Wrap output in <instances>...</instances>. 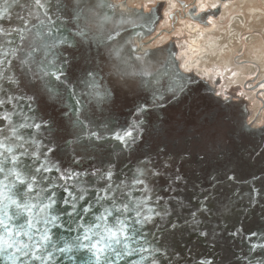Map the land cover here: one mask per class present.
<instances>
[{"label": "water", "instance_id": "95a60500", "mask_svg": "<svg viewBox=\"0 0 264 264\" xmlns=\"http://www.w3.org/2000/svg\"><path fill=\"white\" fill-rule=\"evenodd\" d=\"M87 1L95 2L109 15L120 12V5L115 7L111 0H84V4ZM226 1L232 0H220L214 10L193 19L208 25L206 19L210 16L218 18ZM43 2L44 9L15 7L11 19L0 20V27L8 30L25 26L16 19L17 14L30 21L27 25L30 31L25 33L23 43L15 33L11 37L17 43L10 47L18 46L19 50L16 58H11V65L4 66V78H0V100L4 101L0 105V117L10 116L16 125H40L38 129H19L24 139L13 143L24 146L14 147V154L20 156L24 165L42 168L36 174L37 178L47 177L40 186L54 194L56 204L52 212L59 216L53 224L38 226L51 230L55 245L48 249L51 258L48 252H43L38 253L43 255V260H34L29 255L17 264H79V258L85 254L83 250L62 255L57 248L64 246V240L70 242L82 235L83 230L77 229V224L83 222L84 208L92 205L95 211L99 206L96 203L98 196H119L121 191L130 192L132 199L146 201L138 217L142 223L134 225L139 229L136 243L131 244L133 248L146 250L114 264H132V261L135 264H264V126L254 130L246 122L221 112L219 108L226 104L221 105L208 90L191 96L195 94L192 88L200 83L193 82V75L182 72L172 42L155 50H143L141 55L136 54L139 46L135 43L126 49L121 59L131 53L129 58L136 61L135 65H140L137 75L147 79L145 88L149 90L154 89L156 83L150 73L155 68L146 71L142 63L147 67L160 61L157 78L159 85L167 91L164 94L168 99L164 103L168 108L166 114L151 110L152 96L148 93L146 97L138 94L136 107L122 111L119 123L111 121L106 129L79 121L82 117L88 118L87 100L81 107L73 104L66 81L75 83L76 75L71 66L57 63L62 60V53L58 50L57 54L53 45L56 42L74 44L76 39L83 37L76 30L72 31L69 20L77 24L79 30H84L85 37H88L85 30L89 27L86 22L80 23V0ZM161 5L159 3L158 8L146 14L138 9L122 11L121 18L131 15L143 18L132 29L134 36L137 32L139 41L155 31L161 18L158 14ZM30 11L38 15L44 25L29 15ZM45 11L51 22L44 16ZM61 15L64 18L61 17L59 22ZM125 18L123 23L128 24ZM4 39L0 37V42ZM23 60L28 63H22ZM146 60L154 62L145 63ZM49 61L61 69V80L55 76H42L37 71L41 63ZM29 71L35 76L32 81ZM203 84L208 87L207 83ZM73 87L76 88V83L70 86ZM104 104L105 100L94 102L97 115L103 114ZM156 114L159 117L151 119L150 116ZM166 118L172 124L167 140L162 137L160 145L149 149V139L163 135L158 129V119L164 121ZM0 127L7 129L8 122L0 120ZM127 132L132 136H126ZM4 135H10V132L0 133V139ZM202 136L207 137V141L205 152L200 155L202 166L196 169L194 161L181 150L188 148L186 151H190V141L199 142ZM133 151L135 154L131 157L123 156ZM22 152L27 154L21 156ZM137 176L144 181L142 185L133 183ZM109 185L111 190L106 191ZM197 189L204 194L196 193ZM215 195L218 199H213ZM122 199L127 202L128 198ZM145 216L148 219L145 220ZM132 217L135 213L130 214V219ZM61 236L64 240L59 239ZM68 256L73 259L69 260ZM0 264L10 262L0 259ZM100 264H104L103 257Z\"/></svg>", "mask_w": 264, "mask_h": 264}, {"label": "snow or ice", "instance_id": "6c2138e0", "mask_svg": "<svg viewBox=\"0 0 264 264\" xmlns=\"http://www.w3.org/2000/svg\"><path fill=\"white\" fill-rule=\"evenodd\" d=\"M15 7H28L38 11L45 8V3L43 0H0V20L11 19ZM43 14L51 22L48 13L45 11ZM29 15L44 25V21L34 12L30 11ZM16 19L24 22L25 26L11 30L0 27V37L5 38L3 42H0V78H4V66L11 65V58H16L19 50L18 46L10 47L17 43L11 39L13 33L18 37L19 42L23 43L26 40L25 33L30 31L27 27L30 21L19 14L16 15ZM78 34L85 35V32L81 30ZM37 35L39 36L40 33L37 32ZM21 62L27 64L28 60ZM37 71L42 76H55L57 80L62 75L61 69L51 61L47 64L42 63ZM7 79L11 80V77ZM3 103L4 101L0 100V105ZM0 120L8 122L7 129L0 127V133L10 132V135H4L0 139V177H2L0 178V259L10 264H17L22 257L29 255L34 260H43V255L38 254L43 252H48L51 258V252L48 249L50 246L55 247L50 235L51 230L47 227L41 229L38 226L53 224L59 219V216L52 212L56 200L53 198V193L48 192L46 187L40 186L42 181L47 180V177L43 176L37 178L36 174L40 173L42 168L24 165L20 156L14 154V147L23 148L24 145L13 143V141L19 142L24 139L19 134V129L30 127L38 129L40 125L27 123L16 125L12 123L10 116L0 117ZM125 135L131 137L132 133L127 132ZM117 138L122 139L119 136ZM26 154L22 152L20 155ZM133 183L142 185L144 181L137 176L133 179ZM110 190L111 185L106 191ZM122 197H127V202ZM80 198L83 199V197ZM96 203L99 206L95 211L92 205L83 209L81 216L83 222L77 224V229L83 230L81 236H76L70 242L64 240L63 236L59 237L60 240H64V246L57 248L62 255L73 250L77 252L83 250L85 254L79 258V264H100L101 257L104 264H114L115 261L130 257L135 252L146 250L131 246L132 243H136L139 229L134 225L142 223L138 217L146 201L132 199L130 192L121 191L119 196H98ZM148 211L151 212V209ZM89 213H91L90 216H88ZM132 213H135V217L130 219ZM144 219L148 217L145 216ZM37 236L38 240L35 239ZM85 241L87 243H84ZM68 259L72 260L73 257L68 256ZM132 264H135V261H132Z\"/></svg>", "mask_w": 264, "mask_h": 264}, {"label": "bare ground", "instance_id": "6f19581e", "mask_svg": "<svg viewBox=\"0 0 264 264\" xmlns=\"http://www.w3.org/2000/svg\"><path fill=\"white\" fill-rule=\"evenodd\" d=\"M157 1H161V0H125V1H120V4L123 5V2L125 3L128 2L127 6L130 5L132 6V8L139 9V7H142L139 6L142 5L141 4L142 2L147 7L150 4H155ZM164 1H166L167 4L165 9V20L158 28V32H159L164 27V30H162L163 33L159 35L160 36V38L158 39L159 41L156 43L153 42L154 39L150 40L149 43L146 41L147 45H149V48H154L155 46L158 47L154 49L144 48L143 50L151 51L164 47L167 44H169V42L167 44H164L165 42L168 41L169 38L166 36L167 34H165V32H168L167 30H169V28L167 29V26L165 25L171 23V21L169 20L170 18L169 15L174 13V10L177 8L176 7L177 1L176 0H164ZM218 4H219V0H197V5H198L197 8L199 11L207 10L208 8H215ZM115 7L118 8V5H116ZM146 7L144 9H146ZM65 10L66 13L69 12L67 7L65 8ZM121 10L123 11L124 9L121 8ZM221 12L222 14L220 15L219 20L214 18L210 20L211 23L210 26L208 25L202 26L197 21L194 20L190 21L191 18L190 20L186 18L180 19L178 25L183 26L184 28L183 31L186 33V40H184V42L177 40L183 37V34L182 32L176 33L177 31L176 28L171 33V36L175 38L177 42L176 46H178L177 47L178 59L182 69L185 72H194L200 78L204 80L206 79L210 84L214 85L218 79H222V83L219 86L221 89L224 90V92L229 91L234 87L242 88L241 93H243L246 100L250 103L253 119L257 121V125H255V123L254 125L255 127H259L261 123L264 121L263 120L264 92L258 97V94L255 93L254 90H252L251 88L254 85L252 79H254V81L257 82V86L264 84V0L226 1L223 3V11L221 10ZM61 17L64 18V15H61L60 18H58L59 22L62 21ZM120 17H121V13L118 15H114L113 19L114 21L118 22V20H120ZM185 17L188 16L186 15ZM126 18H127L126 22L128 21V24L126 25L128 26V28H126L127 30L133 28L134 25L138 23V21L139 23H141L143 19L141 17V20H134L135 18L134 15H131ZM225 19L230 20V25L227 27L224 26L218 27L217 26V24H219L218 22H223ZM65 21L66 22L68 21L67 17H65ZM69 21H70L69 27L72 29V31L76 30L79 33L80 30L79 28H77L78 27L77 24L71 22V20ZM123 21L120 20V22L122 23ZM111 22H113V20H111ZM102 28L104 27L102 26ZM156 30L157 27L154 32H156ZM201 43L203 44L201 45ZM161 44L164 45L159 46ZM71 45L72 43L62 44L56 42L53 45V48H55L56 53L59 54L58 50L60 49V47H63L64 48L63 53L68 55L67 52L71 48ZM194 46H201V48L199 50H196ZM137 50L140 51V48H137ZM129 56L130 54L127 55V57L125 58L129 60L128 58ZM164 62L167 63V60H165ZM59 63L63 64L65 67L67 66L70 67L67 60H59ZM142 65L144 64L142 63ZM158 65H160V61L152 65L153 69L154 68L155 69L150 72L151 75L153 76L151 79L156 80V83L153 86L155 90L154 89L149 90L145 88L147 79L141 77L140 79H136L133 81V84L135 86L132 88L133 90H131L130 92H135V93L138 92L137 94L143 93L145 97L148 93H151L152 97L151 96L150 97L153 102V107L151 110H154L155 112H161L164 115L168 112V108L165 107L164 105V103L168 99L166 98L167 95L166 96L164 95L166 94L167 91L163 87H161L158 83V78H157ZM29 77L31 81L35 77L31 73V71H29ZM26 80L28 81L27 77ZM66 80L67 78H65V81ZM66 83L68 82L66 81ZM75 83L73 84L68 83L69 86L66 85V88L70 90L71 96L75 95L76 92H78L79 94L82 92L83 95L82 94L80 95L85 100V98H87L86 89L79 87L78 85H76L77 89L75 91H73V89L70 88V86L75 85ZM141 88H143L144 90H141ZM136 89H138L139 91L141 90L142 92H139ZM150 97L148 96L149 99ZM122 101L125 102L124 97L122 98ZM162 106L164 110L162 109ZM86 113L88 114V116L90 115L89 108H87ZM150 117L151 119L153 117L158 118L159 114ZM167 120H169V118H166V120L164 121L158 119L157 121V123L159 124L158 129L163 133V135L162 136L155 135L154 137L149 139L148 142L149 149H153L155 145L156 146L160 145L162 141V137H164V139L167 140V134H166L167 124H168ZM79 121H83L84 123L89 124L88 118L85 119L84 117H82V120ZM106 124L107 123H104L103 125ZM97 125L99 124L93 126H97ZM186 149L188 148H185V150ZM218 181L219 180L217 179V182Z\"/></svg>", "mask_w": 264, "mask_h": 264}, {"label": "flooded vegetation", "instance_id": "af4514ba", "mask_svg": "<svg viewBox=\"0 0 264 264\" xmlns=\"http://www.w3.org/2000/svg\"><path fill=\"white\" fill-rule=\"evenodd\" d=\"M111 1L115 5H120V9H118L120 11L119 13H117V11H114L115 13L113 12L112 13L113 15H109V13L104 12V10L102 11L101 8H98L99 5L96 4L95 2L87 1V4H84V0H80L81 11L78 12L81 14L82 17V21L80 23L82 24L84 22L87 23L86 26H88L89 28L86 29L85 31L88 37H85L84 35L83 37L85 38L82 37L81 41L79 39H76L75 43L72 44L71 48L68 50L67 52L68 55L63 53V49H64L63 47H60L59 49V51L62 53L60 58L64 60L65 56H67V59L65 60L68 61L69 66L72 67V72L74 73V75H76L75 78L76 85L84 88L83 80L85 77L90 75L92 80L95 82V85L92 88V93L95 94L97 92H102L106 95L105 104L102 105V110H103L102 115L101 114L97 115V112L95 111L96 109L94 108V102L102 99L95 98L92 95L87 96V94H89L88 92L86 93V97L90 101L88 102V99H85L87 100L86 102L87 108L90 109V115L88 116L89 124L91 125L99 124L96 127L105 126L103 128H107L106 126H109L111 121L119 123L118 117L119 115H121L120 113L122 111L132 110L136 107V105L134 106V104L138 99V94H137L138 92L135 93L130 91L133 90L132 88L135 86L133 84V81L141 78L137 75V73L140 70V65L138 64L135 65L134 63L135 61L131 60L129 57H128L129 60H127L126 58L124 60L121 59L126 54V49L130 45H135V43L137 46H139L137 48H140V51L137 50L136 52V54L139 55H141L144 48L154 49L158 47L155 46L154 48H149L147 42L149 43V41L152 39H154L153 40L154 43L159 41L158 39L160 38V36L158 37V35L159 34L161 35L163 33L162 30H164V28L159 32H158V28L165 20V9L167 6L166 1L161 0V1H157L149 10H146L143 7H139V9L132 8V6H130L129 4H128L129 6H127L128 2L126 3V5L120 4V1H125V0H111ZM176 1H177L176 3L177 8L174 10V13L169 15L170 18L168 17L169 20L171 21L170 23L171 25L169 30H167L168 32H165V34H167L166 36L169 38L168 41L165 42L164 44H167L168 42L169 43L172 42L175 44L176 57L179 62L178 51H177L178 46H176L177 45L176 39L171 36L172 31L176 28V26L180 22V19L186 18L190 20L191 18L190 21H192L194 20L193 18H197L199 14L203 12H208L209 10H214L220 4V0H219V4L215 8H208L207 10H202V11H199L197 8L198 7L197 0H176ZM159 3H162V5L160 6L159 9L160 12L158 13L160 14L159 16H161V18L158 22L157 30L152 35L148 37L146 36L140 41L136 38L138 36L137 32L134 31L136 32V35L134 36L132 30L135 26H137V24H135L134 27L132 26L133 28L127 30L126 29L128 28V26H126L127 24L120 22V20L123 21L124 18L120 17V20H118V22L114 21L113 19L114 15H118L122 13L121 8L124 10H126V8H129L130 9L129 11L138 9V10H142L146 14V13H151L153 8L156 7L158 8ZM181 3L182 4L184 3V5H181ZM222 11H223V4H222ZM186 15L188 17H185ZM212 18L214 17L210 16L208 19H206L208 26L211 25L210 20ZM89 19L91 20L90 25L88 23ZM214 19L219 20L220 16ZM111 20H113V22H111ZM125 20H127V18H125ZM134 20H141V17L135 16ZM198 23L201 24L202 26H207L202 24L201 22ZM102 26L104 28H102ZM180 39L181 38L177 40L179 41ZM138 42L140 43V45H138L139 44ZM164 44H161L159 46H162ZM127 55H129V53ZM150 61L152 63L154 62V60H146L145 63L146 62L148 63ZM143 67L145 68L146 71L147 69L150 70L153 69L152 65H148L147 66L148 68L144 65ZM179 67L182 70V72L193 75L192 78L194 83H200V84H195V86L192 88V92L195 94L191 96L194 95L197 96V94H199L200 92H205L206 90H208L211 96L214 97L218 102H220L221 105L222 103L226 104V107L219 108L221 112L225 113L226 115L233 116V118L237 120H242L246 122L249 125V127L254 130L261 129L264 126V121H263L259 127H255V125H257V121L253 119L250 103L246 100L243 93H241L242 88L234 87L231 90L224 92V90L221 89L219 86L222 83V79H218L217 80L218 83L215 81L216 83L214 82L215 84L213 85L210 84L206 79L204 80L199 76H197L194 72H185L182 69L180 62H179ZM68 83L70 84V82ZM203 83H207L208 87L210 88L206 87L205 86L206 84ZM76 89L77 88L73 87V91H75ZM251 89L258 94V97L260 96L261 92H264V86L261 87L257 86V83H255ZM80 94H82V92ZM123 97L125 102L122 101ZM106 112L108 113V117L106 116L105 118ZM104 123L107 124L103 125ZM171 127L172 124L168 122L166 129L167 135L168 133H170L169 131L171 130ZM197 138H199V135L197 136ZM206 141H207V137L203 138L202 136V140H200L199 142H195L194 140L191 141L190 151L187 152L185 149L181 150L184 151L182 152L184 153L183 155H188L189 156L188 158L194 161V168L196 169H200V167L202 166V159L200 155H202L203 152H205ZM136 150L137 149L134 148V151ZM134 151L124 153L123 156L131 157L133 154H135ZM197 192L200 194H204L203 191L200 189H197L196 193ZM217 194L218 193H216V195ZM216 195L213 197V199H218Z\"/></svg>", "mask_w": 264, "mask_h": 264}, {"label": "rangeland", "instance_id": "374dc122", "mask_svg": "<svg viewBox=\"0 0 264 264\" xmlns=\"http://www.w3.org/2000/svg\"><path fill=\"white\" fill-rule=\"evenodd\" d=\"M117 2V1H116ZM142 4V7L143 8H145L146 6L144 5V3L142 2L141 3ZM154 4H150V5H148L147 7H146V10H149L152 6H153ZM139 6H141V5H139ZM148 8V9H147ZM140 9H142V8H140ZM169 25H171L170 23L168 24V25H165V26H167V29L168 28H170V26ZM230 25V20H224L223 22H221V23H219V24H217V26L219 27V26H224V27H227V26H229ZM164 26V25H163ZM164 28V27H163ZM175 30V29H174ZM176 33H179V32H182V34H183V37H181V39L179 40V41H181V42H184V40H186V33L183 31L184 30V28H183V26H181V25H178V27L176 26ZM65 32V31H64ZM181 34V35H182ZM160 35V34H159ZM159 35H158V37H159ZM81 36V35H80ZM80 39V41L82 40V38L81 37H79ZM79 42V41H78ZM203 43H201V45H202ZM194 48L196 49V50H199L200 48H201V46H194ZM39 62H40V60H39ZM48 63V62H47ZM46 62H44V64H47ZM42 64V63H41ZM40 64V65H41ZM39 65V66H40ZM63 67V66H62ZM64 68V67H63ZM252 81H253V84H255V83H257V82H255L254 81V79H252ZM83 85H84V88L87 90V92L89 93V94H87V96H89V95H92V96H94L95 98H99V99H102V100H105V94L104 93H102V92H97V93H92V88H93V86L95 85V82L92 80V78L90 77V75H88L87 77H85L84 78V80H83ZM261 86H264V84H261L260 85V87ZM197 90V89H196ZM196 92H198V91H196ZM263 92H261L260 93V95L262 94ZM87 99V98H86ZM73 100H74V102H73V104H75L76 106H78V107H81V106H83L85 103L84 102H86L82 97H81V95L78 93V92H76V94L75 95H73ZM90 100L88 99V102H89ZM197 107V106H196Z\"/></svg>", "mask_w": 264, "mask_h": 264}]
</instances>
